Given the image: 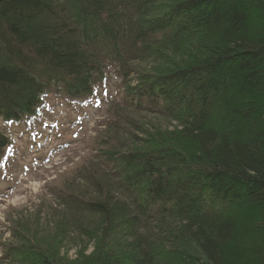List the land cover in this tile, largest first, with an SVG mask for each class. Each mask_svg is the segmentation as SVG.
I'll return each mask as SVG.
<instances>
[{"label":"trees","instance_id":"1","mask_svg":"<svg viewBox=\"0 0 264 264\" xmlns=\"http://www.w3.org/2000/svg\"><path fill=\"white\" fill-rule=\"evenodd\" d=\"M197 34L214 39L193 50L204 52L198 61L134 69ZM109 69L119 70L132 111L182 123L195 153L101 149L96 158L109 171L91 176L96 200L62 202L77 233L98 247L73 264H168L178 258L139 234L167 227L198 252V264H225L223 247L237 232L230 203L255 214L251 264H264V0H0V165L51 94L83 106ZM17 251L8 247L0 262Z\"/></svg>","mask_w":264,"mask_h":264},{"label":"rangeland","instance_id":"2","mask_svg":"<svg viewBox=\"0 0 264 264\" xmlns=\"http://www.w3.org/2000/svg\"><path fill=\"white\" fill-rule=\"evenodd\" d=\"M213 43L212 37L197 34L190 41L162 49L154 59L133 67L146 74L186 65L202 58L203 50L193 52L198 44L205 48ZM118 74V70H109L106 80L94 90L95 98L86 103L91 102L88 106L83 105L85 110L79 113L63 97L51 94L46 99L47 112L32 127L33 133L17 137L11 145L6 161L0 166V258L8 247L14 246L20 254L13 262L3 260L0 264H24L23 261L40 264L42 254L58 258L55 264H73L79 255L88 258L98 253L95 243L77 233L78 224L75 227L72 224L75 214L62 202L67 195L96 200L98 190L91 176L99 171L103 177L102 171H109L96 158L101 149L117 148L127 152L168 147L187 157L195 153L193 143L179 134L182 123L137 114L130 109L124 100ZM222 110L216 111L217 117L221 115L218 120H224ZM114 121L120 128L114 127ZM220 124L222 129L223 124ZM134 137L138 145L130 144ZM105 182L113 190L112 181ZM111 194V203L122 202L119 194V197ZM230 205L228 216L235 218L237 232L223 247L225 264H251L255 247L251 224L255 214L239 212ZM166 229L171 230L172 235L163 234ZM166 229L139 234L158 240L161 245L158 248L178 258L173 257L168 264H198V252L182 239L178 241L175 228ZM57 230L59 233L65 230L66 237L59 238Z\"/></svg>","mask_w":264,"mask_h":264}]
</instances>
